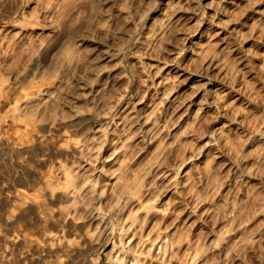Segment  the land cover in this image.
I'll list each match as a JSON object with an SVG mask.
<instances>
[{
	"label": "rangeland",
	"instance_id": "obj_1",
	"mask_svg": "<svg viewBox=\"0 0 264 264\" xmlns=\"http://www.w3.org/2000/svg\"><path fill=\"white\" fill-rule=\"evenodd\" d=\"M0 264H264V0H0Z\"/></svg>",
	"mask_w": 264,
	"mask_h": 264
}]
</instances>
